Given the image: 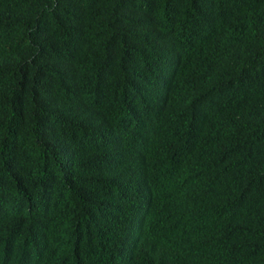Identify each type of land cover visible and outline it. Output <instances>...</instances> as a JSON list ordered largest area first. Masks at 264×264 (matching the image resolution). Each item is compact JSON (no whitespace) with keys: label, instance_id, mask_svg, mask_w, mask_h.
Listing matches in <instances>:
<instances>
[{"label":"trees","instance_id":"obj_1","mask_svg":"<svg viewBox=\"0 0 264 264\" xmlns=\"http://www.w3.org/2000/svg\"><path fill=\"white\" fill-rule=\"evenodd\" d=\"M0 264H264V0H0Z\"/></svg>","mask_w":264,"mask_h":264}]
</instances>
